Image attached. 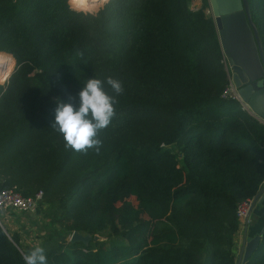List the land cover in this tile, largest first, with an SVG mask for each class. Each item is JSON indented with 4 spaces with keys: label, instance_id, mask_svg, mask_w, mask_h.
<instances>
[{
    "label": "trees",
    "instance_id": "trees-1",
    "mask_svg": "<svg viewBox=\"0 0 264 264\" xmlns=\"http://www.w3.org/2000/svg\"><path fill=\"white\" fill-rule=\"evenodd\" d=\"M201 1L0 0V190L43 192L49 264H235L237 205L264 183V125L226 93ZM247 1L264 58V0ZM107 76L125 91L99 154L65 150L56 103ZM23 253L0 227V264ZM245 264H264V236Z\"/></svg>",
    "mask_w": 264,
    "mask_h": 264
},
{
    "label": "water",
    "instance_id": "water-1",
    "mask_svg": "<svg viewBox=\"0 0 264 264\" xmlns=\"http://www.w3.org/2000/svg\"><path fill=\"white\" fill-rule=\"evenodd\" d=\"M100 1L93 0L94 3ZM209 4L223 54L227 57L232 72L231 81L238 102L264 125V58L258 33L250 16L248 1L209 0ZM259 196L260 194L257 197ZM91 240L73 233L70 241L87 245ZM94 240L99 239L95 237ZM258 241L260 237L255 240ZM243 254L235 258V264L245 263L247 257L244 258Z\"/></svg>",
    "mask_w": 264,
    "mask_h": 264
},
{
    "label": "clouds",
    "instance_id": "clouds-1",
    "mask_svg": "<svg viewBox=\"0 0 264 264\" xmlns=\"http://www.w3.org/2000/svg\"><path fill=\"white\" fill-rule=\"evenodd\" d=\"M106 85L112 94L106 90ZM124 91V84L118 77L90 78L78 93V103H74L72 97L67 102L59 100L51 127L63 136L65 150L87 154L91 149L99 154L103 145L98 138L99 132L112 123L119 102L117 98ZM22 260L24 264H49L47 251L42 246L24 252Z\"/></svg>",
    "mask_w": 264,
    "mask_h": 264
},
{
    "label": "crops",
    "instance_id": "crops-1",
    "mask_svg": "<svg viewBox=\"0 0 264 264\" xmlns=\"http://www.w3.org/2000/svg\"><path fill=\"white\" fill-rule=\"evenodd\" d=\"M202 6L203 5H201L200 8H202ZM246 111L250 114L248 109ZM0 220V227L4 233L7 237H9V239L12 237L16 238L22 252H26L35 246H42L45 249L50 246L49 241L53 235L54 227H52V223L47 217L38 213L23 214L15 211H6L1 213ZM43 225L45 227H42ZM263 236L264 183L262 184V191L260 193L259 200L252 211L251 224L245 229L240 228L235 235L233 247L234 257H239L244 252L243 257H247L245 263L252 259L261 245ZM258 237H260V241L255 242Z\"/></svg>",
    "mask_w": 264,
    "mask_h": 264
},
{
    "label": "built area",
    "instance_id": "built-area-1",
    "mask_svg": "<svg viewBox=\"0 0 264 264\" xmlns=\"http://www.w3.org/2000/svg\"><path fill=\"white\" fill-rule=\"evenodd\" d=\"M207 14L210 15V12L207 11ZM2 65L3 68L1 69ZM0 69H1V74H0L1 77L2 75H4L6 70L5 58L0 59ZM7 81H9V77L7 78ZM230 86L231 87H229L228 91L226 92L227 94H230V90H229L230 88L234 89V85L232 81H230ZM230 95H232L238 101V97L235 93V89H234V94H230ZM242 107L244 110H246L244 105H242ZM42 198H43V192H39L33 197H25L15 189L4 188L0 190V215L2 212H6V211H15L23 214H36L39 209ZM258 200L259 197L256 196L237 205L236 215L241 229H245L251 224L252 211L256 206ZM0 225H1V220H0Z\"/></svg>",
    "mask_w": 264,
    "mask_h": 264
},
{
    "label": "rangeland",
    "instance_id": "rangeland-1",
    "mask_svg": "<svg viewBox=\"0 0 264 264\" xmlns=\"http://www.w3.org/2000/svg\"><path fill=\"white\" fill-rule=\"evenodd\" d=\"M201 5H202L201 0H193V2H192V7L195 8V9L200 8ZM0 59H3V58L0 57ZM228 65H229V64H228ZM229 68H230V66H229ZM231 73H232V72H231ZM229 87H231V86H229ZM229 90H230V94H234V89H233V88H230ZM170 148H171L176 154H178V155L180 154V148H179V146H177V145H173V146H171ZM133 200H134V198L132 197V199H131V200H127V202L130 203V202H132ZM120 206H121L120 204L117 205L118 209L120 208ZM117 207H116V211H117ZM38 214L47 217V216L50 214V211H46V212H45V211H44V207H43V206H42V207L40 206ZM42 227H45V226L43 225ZM104 236H106V235H103V237H102V236H96V238H98L100 241H107L108 239H107L106 237H104ZM84 237H89V238L92 239V237H91V236H88V235H84ZM108 242H109V243H115V242H117V239H112V238H111V240H109Z\"/></svg>",
    "mask_w": 264,
    "mask_h": 264
},
{
    "label": "bare ground",
    "instance_id": "bare-ground-1",
    "mask_svg": "<svg viewBox=\"0 0 264 264\" xmlns=\"http://www.w3.org/2000/svg\"><path fill=\"white\" fill-rule=\"evenodd\" d=\"M83 3H94L93 0H78Z\"/></svg>",
    "mask_w": 264,
    "mask_h": 264
}]
</instances>
